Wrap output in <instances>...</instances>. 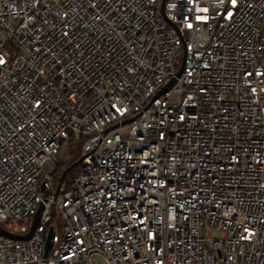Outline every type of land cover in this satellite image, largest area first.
Returning <instances> with one entry per match:
<instances>
[{
	"label": "built area",
	"instance_id": "1",
	"mask_svg": "<svg viewBox=\"0 0 264 264\" xmlns=\"http://www.w3.org/2000/svg\"><path fill=\"white\" fill-rule=\"evenodd\" d=\"M0 230V264H264V0H0Z\"/></svg>",
	"mask_w": 264,
	"mask_h": 264
},
{
	"label": "trees",
	"instance_id": "2",
	"mask_svg": "<svg viewBox=\"0 0 264 264\" xmlns=\"http://www.w3.org/2000/svg\"><path fill=\"white\" fill-rule=\"evenodd\" d=\"M79 153L80 152L72 151V155L74 157V160L71 159L69 161L62 163V165L59 169V172L56 176L58 183H60L62 179H64V181H66L68 177H70V180H72L74 177H76L78 175L79 168L76 166V164L79 162V159H80ZM71 171H73L72 174L70 173Z\"/></svg>",
	"mask_w": 264,
	"mask_h": 264
},
{
	"label": "water",
	"instance_id": "3",
	"mask_svg": "<svg viewBox=\"0 0 264 264\" xmlns=\"http://www.w3.org/2000/svg\"><path fill=\"white\" fill-rule=\"evenodd\" d=\"M42 211H43V208H41L40 211L38 212V214L36 215L34 223L32 225V228H31L30 232L27 235H25V236L16 237V239H21V240H25L26 241V240H29L33 236L34 232L36 231V229H37V227L39 225V221H40V217H41ZM0 236L12 237L10 234H8L7 232H5L3 230H0ZM52 240H53V233L50 231L49 235H48V238L46 240V245H45L46 255H47V253L49 252V250L52 247Z\"/></svg>",
	"mask_w": 264,
	"mask_h": 264
},
{
	"label": "rangeland",
	"instance_id": "4",
	"mask_svg": "<svg viewBox=\"0 0 264 264\" xmlns=\"http://www.w3.org/2000/svg\"><path fill=\"white\" fill-rule=\"evenodd\" d=\"M70 149H71V150H70L71 152H72V151H74V148H73V146H71V148H70ZM69 180H70V177H68V178H67V180H66V184H67V183H69Z\"/></svg>",
	"mask_w": 264,
	"mask_h": 264
},
{
	"label": "snow or ice",
	"instance_id": "5",
	"mask_svg": "<svg viewBox=\"0 0 264 264\" xmlns=\"http://www.w3.org/2000/svg\"><path fill=\"white\" fill-rule=\"evenodd\" d=\"M233 2H235V0H233Z\"/></svg>",
	"mask_w": 264,
	"mask_h": 264
}]
</instances>
